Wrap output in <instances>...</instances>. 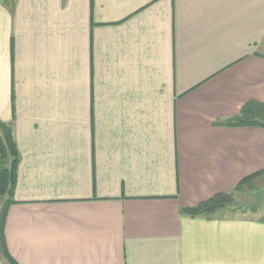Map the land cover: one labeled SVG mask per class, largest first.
Listing matches in <instances>:
<instances>
[{
  "label": "crops",
  "instance_id": "obj_1",
  "mask_svg": "<svg viewBox=\"0 0 264 264\" xmlns=\"http://www.w3.org/2000/svg\"><path fill=\"white\" fill-rule=\"evenodd\" d=\"M252 102L264 0H0V121L20 154L8 254L264 264L261 205L183 212L264 171V128L223 125Z\"/></svg>",
  "mask_w": 264,
  "mask_h": 264
},
{
  "label": "trees",
  "instance_id": "obj_2",
  "mask_svg": "<svg viewBox=\"0 0 264 264\" xmlns=\"http://www.w3.org/2000/svg\"><path fill=\"white\" fill-rule=\"evenodd\" d=\"M223 125L228 127L257 126L264 128V104L252 102L246 105L240 115L223 123ZM19 161L20 154L15 143L13 129L10 125L0 121V250L9 264H18L7 251L5 224L9 208L16 204L14 193L18 181ZM263 174L264 171L243 180L234 192L219 194L198 207L186 209L183 212L192 216H199L222 209L232 203L234 194L242 191L244 187L252 188L251 185L255 179Z\"/></svg>",
  "mask_w": 264,
  "mask_h": 264
},
{
  "label": "rangeland",
  "instance_id": "obj_3",
  "mask_svg": "<svg viewBox=\"0 0 264 264\" xmlns=\"http://www.w3.org/2000/svg\"><path fill=\"white\" fill-rule=\"evenodd\" d=\"M234 199L228 206L241 210L243 208H252L261 205L264 209V190L255 185L254 189L244 187L242 191L234 194Z\"/></svg>",
  "mask_w": 264,
  "mask_h": 264
}]
</instances>
